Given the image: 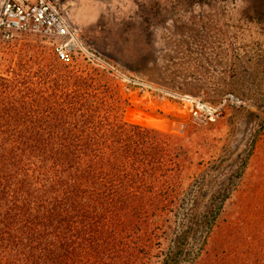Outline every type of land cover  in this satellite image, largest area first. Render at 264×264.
Returning a JSON list of instances; mask_svg holds the SVG:
<instances>
[{"label": "trees", "instance_id": "16d2710c", "mask_svg": "<svg viewBox=\"0 0 264 264\" xmlns=\"http://www.w3.org/2000/svg\"><path fill=\"white\" fill-rule=\"evenodd\" d=\"M54 56L24 46L0 73V264H144L202 131L127 121L107 70ZM250 214L218 225L198 264H264Z\"/></svg>", "mask_w": 264, "mask_h": 264}, {"label": "rangeland", "instance_id": "374dc122", "mask_svg": "<svg viewBox=\"0 0 264 264\" xmlns=\"http://www.w3.org/2000/svg\"><path fill=\"white\" fill-rule=\"evenodd\" d=\"M57 1L90 54L70 64L107 70L127 121L179 136L194 124L202 131L144 264H198L224 220L254 221L256 208L264 219V0ZM24 46L55 59L43 38L18 35L0 40V73Z\"/></svg>", "mask_w": 264, "mask_h": 264}, {"label": "built area", "instance_id": "2783aa9c", "mask_svg": "<svg viewBox=\"0 0 264 264\" xmlns=\"http://www.w3.org/2000/svg\"><path fill=\"white\" fill-rule=\"evenodd\" d=\"M18 35L43 38L65 63L79 53L90 55L57 0H0V40L10 41Z\"/></svg>", "mask_w": 264, "mask_h": 264}]
</instances>
